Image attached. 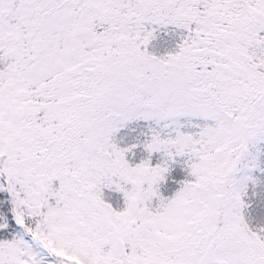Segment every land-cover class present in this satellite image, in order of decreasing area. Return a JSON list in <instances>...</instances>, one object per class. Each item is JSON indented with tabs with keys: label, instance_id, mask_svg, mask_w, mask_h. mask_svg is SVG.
Listing matches in <instances>:
<instances>
[{
	"label": "snow or ice",
	"instance_id": "6c2138e0",
	"mask_svg": "<svg viewBox=\"0 0 264 264\" xmlns=\"http://www.w3.org/2000/svg\"><path fill=\"white\" fill-rule=\"evenodd\" d=\"M0 264H264V0H0Z\"/></svg>",
	"mask_w": 264,
	"mask_h": 264
}]
</instances>
